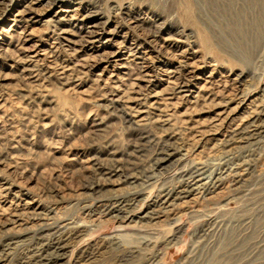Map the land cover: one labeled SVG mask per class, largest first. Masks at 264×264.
<instances>
[{"label":"rangeland","instance_id":"obj_1","mask_svg":"<svg viewBox=\"0 0 264 264\" xmlns=\"http://www.w3.org/2000/svg\"><path fill=\"white\" fill-rule=\"evenodd\" d=\"M250 111L264 0H0V264H264V130L231 131ZM197 170L214 194L139 218Z\"/></svg>","mask_w":264,"mask_h":264},{"label":"bare ground","instance_id":"obj_2","mask_svg":"<svg viewBox=\"0 0 264 264\" xmlns=\"http://www.w3.org/2000/svg\"><path fill=\"white\" fill-rule=\"evenodd\" d=\"M181 87H182L181 88V92H187V90L184 88L185 86H181ZM240 107L241 106L236 107L235 110H239ZM224 110H225V108H224ZM140 111H141V109H140ZM163 111H164V109H163ZM231 111H232V109H231ZM127 112H129V111H127ZM255 112L256 111H250V114L247 117H243V118H242V116H243L242 115L241 119H240L241 123H239L235 127L231 128L232 134L235 137L236 136H238V137L240 136L239 140H243V139L246 140L248 138L254 137V136L258 135L259 133H261L264 130V114H263V117L261 118V114H256ZM231 113L232 112H228L227 114H231ZM223 114H226L225 111H220L218 113V116L216 117V119H214L216 122H219L217 125H220V124L225 125V123H227L228 120L230 119V115H223ZM130 115H132L133 117L134 116H138V114H130ZM259 118H261V119L259 120ZM141 121H142V119L138 120V122H141ZM245 135H246V137H245ZM175 156H176V152L175 151H173L171 149L169 150L168 148L167 149L166 148L162 149V151H160V153L156 157L157 158L156 159L157 160L156 161L157 162V166L163 167L166 164H169V162H171L174 159ZM149 175H152V174H149ZM201 176H202V172L200 173L199 170L193 171L191 174L188 175L187 178H185V175H184L183 176L184 177V184L177 186L173 190H167V191L159 194L157 196V198L153 201L152 206L149 207L147 212L144 215L142 214L143 216H140L139 218L140 219H145V220L147 219V221H150V222L156 221V223H158V222L162 221L161 219L168 218L170 216V214L174 213L175 211L177 212L179 210V208H181V206L186 202L185 199H190L191 200L193 195H195L196 198H199V196L196 193V190L204 189L205 192H210V191L213 190V188H219V185L217 184L218 183L217 179L212 184H209L208 182L203 181V178ZM243 176H244L243 174H239L237 176V178H236V183H238V182L240 183V181H241ZM134 194H136V193H134ZM213 194H214V192H213ZM138 201H139V196L132 197V201L131 202L129 200H120L117 203L115 202V203L109 205L106 208L105 213L110 215V216H112V217H116V218L118 217V218H121V219L128 218V219L131 220L132 218H135V217H133V215L130 214V211L132 210L131 206L132 205H137ZM43 248H44V246H43ZM60 248L61 247L56 249V252H58L59 254L61 252ZM34 256H33V259H36V257L34 258Z\"/></svg>","mask_w":264,"mask_h":264}]
</instances>
